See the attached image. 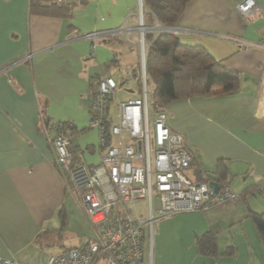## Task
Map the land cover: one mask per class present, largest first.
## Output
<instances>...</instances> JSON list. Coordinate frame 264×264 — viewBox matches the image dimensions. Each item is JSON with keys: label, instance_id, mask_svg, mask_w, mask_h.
Wrapping results in <instances>:
<instances>
[{"label": "crops", "instance_id": "obj_1", "mask_svg": "<svg viewBox=\"0 0 264 264\" xmlns=\"http://www.w3.org/2000/svg\"><path fill=\"white\" fill-rule=\"evenodd\" d=\"M29 1L0 0V257L47 264L52 253L87 237L79 233L76 242L64 233L73 226L75 209L83 211L55 161V128L64 125L69 133L73 164L99 162L97 130L87 124L89 89L98 76L120 74L109 99L112 121L119 101L141 94L139 0H86L71 17L31 12ZM239 1L190 0L175 24L165 26L181 42L201 44L236 69L237 90L178 97L163 110L192 156L186 175H216L221 162L223 182L242 194L233 202L161 218L151 260L145 254L141 262L127 264H264V246L248 214L264 216V199L256 191L264 183V117H255L264 0H255L260 11L248 17L238 12ZM92 31L99 33L83 35ZM130 76L136 91L128 88L118 96ZM205 232L214 236L216 256L196 244Z\"/></svg>", "mask_w": 264, "mask_h": 264}, {"label": "built area", "instance_id": "obj_2", "mask_svg": "<svg viewBox=\"0 0 264 264\" xmlns=\"http://www.w3.org/2000/svg\"><path fill=\"white\" fill-rule=\"evenodd\" d=\"M236 8L244 17L260 11L255 0H240ZM97 33L83 35L94 38ZM140 41L141 94L118 102L116 121L108 110L116 80L98 76L89 89L87 124L97 130L99 162L88 165L79 159L73 164L69 137L59 132L52 139L55 161L67 173L93 236L84 237L78 246L52 253L47 264H90L95 256L105 264L139 263L145 254L150 261L161 218L205 210L216 203L233 202L238 196L225 182L219 183L211 196L207 181L183 173L191 155L182 146L181 133L169 127L166 112L149 109L141 28ZM255 117H264V61ZM256 191L264 199V183ZM140 200H146L144 212H133L130 204ZM0 264H14V260L0 257Z\"/></svg>", "mask_w": 264, "mask_h": 264}, {"label": "trees", "instance_id": "obj_3", "mask_svg": "<svg viewBox=\"0 0 264 264\" xmlns=\"http://www.w3.org/2000/svg\"><path fill=\"white\" fill-rule=\"evenodd\" d=\"M189 1L142 0V21L147 27L143 33L145 73L146 82L150 80L153 83L151 91L153 110L163 109L166 103L178 97L193 94L233 93L240 83L239 72L223 63L222 60L214 58L203 45L183 43L170 30L156 32L150 29L158 24L160 26L174 25ZM85 2L86 0H30L29 8L34 13L71 17L74 8ZM59 125L56 126L54 134L62 132L70 139L65 126ZM70 152L73 153L71 150ZM215 174L200 177L196 181L214 180L218 184L223 182L226 178V168L223 163L217 164ZM241 194L238 193L237 197ZM248 211L264 246V216L259 212ZM196 244L202 253L217 255L212 233L205 232L197 236ZM227 252L229 251L223 253ZM96 258L98 257L95 256L90 264H95Z\"/></svg>", "mask_w": 264, "mask_h": 264}, {"label": "rangeland", "instance_id": "obj_4", "mask_svg": "<svg viewBox=\"0 0 264 264\" xmlns=\"http://www.w3.org/2000/svg\"><path fill=\"white\" fill-rule=\"evenodd\" d=\"M139 5H140V2H138V6ZM142 16H143V11H142ZM162 29H163V27L160 26V27L156 28L155 31L157 32V31H160ZM140 45H141V41H140ZM143 45L145 47L144 41H143ZM114 78H115L116 82H118V84H119V82L121 81L120 74H119V76H118V74H114ZM128 88H131L134 91H136V89H137L136 81L131 76L128 77L122 83L120 89L117 92L118 96L125 95L126 94V89H128ZM152 88H153V83L150 80H148V82H147V89H148V101L149 102H151V91H152ZM149 109H150V107H149ZM183 173L186 175V173L188 174V173H190V171H188V169H186V170L184 169L183 170ZM219 183H221V182H219ZM261 201L263 202V199H261ZM154 204L156 206L157 202L154 201ZM145 207H146V200H140V201H137V202H134V203L130 204V208H131V210L133 212L134 211L135 212H138V211L144 212ZM75 211H77L76 213H78V214L74 215V218H73V220H74L73 226L70 227V228H68L67 230L64 229V233H65V236H67V239H69V240L71 239L72 241H76L77 242V239L80 236L79 233H82L81 235L85 234V236H87V237L93 236V229H92L90 223L88 222V220L86 219V217L84 216V214L81 213V211H78V208H76ZM82 220H85L84 221L85 222V230L83 229L84 228V223H83Z\"/></svg>", "mask_w": 264, "mask_h": 264}, {"label": "water", "instance_id": "obj_5", "mask_svg": "<svg viewBox=\"0 0 264 264\" xmlns=\"http://www.w3.org/2000/svg\"><path fill=\"white\" fill-rule=\"evenodd\" d=\"M141 2V6H142V0H140ZM142 10V8H141ZM140 26L142 27V33L144 32V30L146 29V27L143 25V22H142V13H141V22H140ZM208 182V185L209 187L211 188L210 190V195L211 196H214L215 193L218 191V188H219V185L218 183H216L214 180H209L207 181Z\"/></svg>", "mask_w": 264, "mask_h": 264}, {"label": "clouds", "instance_id": "obj_6", "mask_svg": "<svg viewBox=\"0 0 264 264\" xmlns=\"http://www.w3.org/2000/svg\"><path fill=\"white\" fill-rule=\"evenodd\" d=\"M139 2H140V0H139ZM140 7L142 8V6H141V2H140ZM141 13H142V10H141V12H139L140 19H141V15H140ZM142 18H143V16H142ZM140 21H141V20H140ZM142 22H143V21H142ZM139 26H140V25H139ZM153 27H154V26H152L150 29L153 30V31H155ZM162 27H165V26H162ZM166 28H167V27H166ZM146 29H147V27H146ZM146 29H145V30H146ZM141 30H142V29H141ZM145 30H144V31H145ZM168 30H169V29H168ZM160 31H162V30H160ZM170 31H171V30H170ZM143 33H144V32H143ZM143 41H144V37H143ZM144 49H145V47H144Z\"/></svg>", "mask_w": 264, "mask_h": 264}, {"label": "bare ground", "instance_id": "obj_7", "mask_svg": "<svg viewBox=\"0 0 264 264\" xmlns=\"http://www.w3.org/2000/svg\"><path fill=\"white\" fill-rule=\"evenodd\" d=\"M140 28H142V27H140Z\"/></svg>", "mask_w": 264, "mask_h": 264}]
</instances>
